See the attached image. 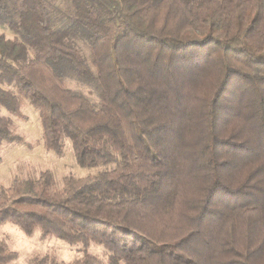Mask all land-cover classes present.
I'll return each mask as SVG.
<instances>
[{"label":"trees","instance_id":"obj_1","mask_svg":"<svg viewBox=\"0 0 264 264\" xmlns=\"http://www.w3.org/2000/svg\"><path fill=\"white\" fill-rule=\"evenodd\" d=\"M0 29V106L101 169L0 189V226L83 248L32 264H264V0H0Z\"/></svg>","mask_w":264,"mask_h":264},{"label":"rangeland","instance_id":"obj_2","mask_svg":"<svg viewBox=\"0 0 264 264\" xmlns=\"http://www.w3.org/2000/svg\"><path fill=\"white\" fill-rule=\"evenodd\" d=\"M0 32L9 38L13 37L7 30L0 29ZM77 45L82 55L86 56V48L79 43ZM65 86L82 92L92 101L96 100L94 92L89 87L73 79H66ZM21 113L26 119H18L0 106V115L10 119L13 132L27 143L23 145L0 140V189L7 188L14 177L36 179L41 171L48 170L53 176V189L58 190L61 189L65 177H84L101 170L78 166L68 139L63 140L60 155L46 151L42 143L37 111L23 100ZM0 242L5 245L8 252L16 256L7 264H32L34 260L42 258L71 263L83 255V248L80 246L70 245L55 238L43 239L37 234L27 237L15 225L9 223L0 226ZM88 252L103 256V249L99 247L91 246Z\"/></svg>","mask_w":264,"mask_h":264}]
</instances>
